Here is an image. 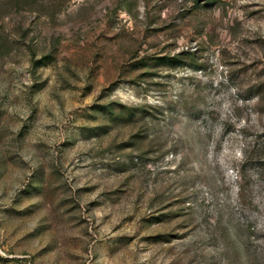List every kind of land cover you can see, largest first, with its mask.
Wrapping results in <instances>:
<instances>
[{
	"label": "rangeland",
	"instance_id": "obj_1",
	"mask_svg": "<svg viewBox=\"0 0 264 264\" xmlns=\"http://www.w3.org/2000/svg\"><path fill=\"white\" fill-rule=\"evenodd\" d=\"M0 264H264V0H0Z\"/></svg>",
	"mask_w": 264,
	"mask_h": 264
}]
</instances>
